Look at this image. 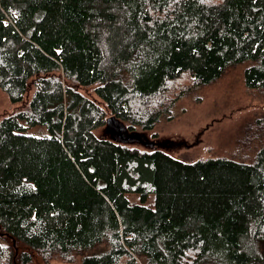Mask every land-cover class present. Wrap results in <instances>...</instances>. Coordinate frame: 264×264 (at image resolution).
<instances>
[{"label": "trees", "instance_id": "obj_1", "mask_svg": "<svg viewBox=\"0 0 264 264\" xmlns=\"http://www.w3.org/2000/svg\"><path fill=\"white\" fill-rule=\"evenodd\" d=\"M236 65L264 90V0H0V89L19 103L0 118V264H264L263 113L249 158L94 133L109 116L152 130Z\"/></svg>", "mask_w": 264, "mask_h": 264}, {"label": "rangeland", "instance_id": "obj_2", "mask_svg": "<svg viewBox=\"0 0 264 264\" xmlns=\"http://www.w3.org/2000/svg\"><path fill=\"white\" fill-rule=\"evenodd\" d=\"M243 74V65L231 66L218 80L190 87L193 89L177 99L171 111L161 115L152 130L128 129L127 134L135 132V136L126 141L114 140L109 132L107 134V123L94 133L98 138H107L142 150L158 148L183 162L218 156L230 157L233 154L238 156V153H245L249 158L253 148L251 134L246 131V126L264 114V90L247 88ZM188 83L185 82L186 85ZM91 89L90 86L82 91L94 97ZM17 106L19 103L11 102L0 89V118L11 113ZM26 133L42 136L47 134V130L45 126H34ZM153 142L157 144L152 146ZM146 143L150 146L144 145ZM127 197L132 203H140L135 193L127 194ZM153 197L149 195L144 204L153 206ZM35 260L41 264L36 257Z\"/></svg>", "mask_w": 264, "mask_h": 264}, {"label": "water", "instance_id": "obj_3", "mask_svg": "<svg viewBox=\"0 0 264 264\" xmlns=\"http://www.w3.org/2000/svg\"><path fill=\"white\" fill-rule=\"evenodd\" d=\"M106 123L109 125V127L106 128L108 130L106 132L107 134L109 132L111 137L115 138L114 140L126 141L127 139L133 138L135 136V132H131V135L127 134L129 132L125 124L121 121L116 120L113 116H109L108 119H106ZM151 144L152 146H154L157 143L153 142ZM144 145L150 146L149 143H146Z\"/></svg>", "mask_w": 264, "mask_h": 264}]
</instances>
